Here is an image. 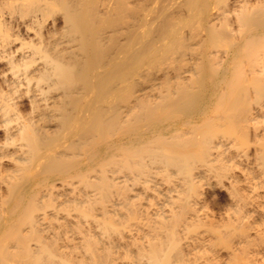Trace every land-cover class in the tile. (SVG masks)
I'll return each instance as SVG.
<instances>
[{
	"label": "bare ground",
	"instance_id": "obj_1",
	"mask_svg": "<svg viewBox=\"0 0 264 264\" xmlns=\"http://www.w3.org/2000/svg\"><path fill=\"white\" fill-rule=\"evenodd\" d=\"M51 1L22 2L24 12ZM59 1L68 7L66 0ZM236 1L223 0L214 13L212 46L206 53L210 81L182 78L134 99L126 87L122 103L109 107L102 105L105 95L79 113L67 105L79 109L84 92H109L110 76L93 87L95 53L88 50L86 60L76 63L62 54L48 58L45 50L31 46L47 57L48 69L39 81L53 80V88L64 89L75 101L64 105L66 114L59 110L63 115L56 139L22 125L35 168L17 167L24 176L14 183L24 189L0 214V264H184L208 236L229 243L232 234L238 248L251 242L253 234L243 225L257 211L264 216L257 206L264 198V0ZM67 13L73 31L88 39L87 32L94 29L88 14ZM2 22L0 17V40H6ZM20 66H14L17 75ZM4 107L12 109L7 101ZM212 180L228 181L234 210L225 229L211 225L203 231V194ZM55 199L70 205L48 207ZM66 223L72 229L59 243L50 235L57 224ZM78 249L81 255L71 257ZM121 251L131 256L122 260Z\"/></svg>",
	"mask_w": 264,
	"mask_h": 264
},
{
	"label": "rangeland",
	"instance_id": "obj_2",
	"mask_svg": "<svg viewBox=\"0 0 264 264\" xmlns=\"http://www.w3.org/2000/svg\"><path fill=\"white\" fill-rule=\"evenodd\" d=\"M15 1L28 3L27 0H0L2 26L6 27L8 37H11L0 40V44L3 43L0 48V214L9 209L12 196L24 189V185L16 188L14 183L17 176H24L23 173L17 174V167L23 164L35 168L34 164L29 163L30 153L22 139V125L28 123L56 139L62 113H67L62 111L63 107L67 101L72 104L74 100L64 89L53 88V80L39 81L41 74L48 69L47 57L44 58L42 52L34 53L31 46L45 50L48 58L65 55L64 58L69 61H73L74 57L76 63L80 62L79 59L85 61L91 52L95 53L98 70L92 81L93 87H99L102 78L110 76L112 78L106 87L109 92L106 94V89L100 88L96 93L84 92L83 99L80 97L79 109H73L75 103L67 105L71 113L75 109L79 113L82 109H91L95 98L105 95L106 100L102 105L109 107L122 103L119 99L126 87L132 89L134 95L131 99H134L155 89L161 90L169 82H178L182 78L196 81L205 77L207 82L210 81L206 53L212 46L210 29L215 24L214 13L223 0H66L68 7L60 5L59 0H52L54 4L48 0L51 3L45 4L44 9L40 7V10L34 9L36 12L32 10L29 14L24 12L25 3L17 5ZM36 1L46 3V0ZM228 1L230 4L237 2ZM10 4H16V7ZM67 8L88 14L87 18L94 28V32H87L91 39L88 37L84 41L81 31H73ZM36 13L39 14L36 16ZM93 44L97 47L94 48ZM12 65H21L22 74L17 75ZM113 74L117 76L114 78ZM6 101L11 104L10 112L5 110ZM48 148L42 149V154ZM236 167V173L242 177L241 167ZM212 181L213 185H205L203 194L207 211L201 223L203 231L211 225L225 229L231 210H234L228 193V181L226 185ZM263 201V197L258 199L260 210L264 209ZM53 204L48 207L65 209L70 205L68 201L56 199ZM253 216L243 225L244 230L253 234L249 239L251 242H243L238 248L232 234L227 237L229 243L208 236V242L192 249L184 264H264V216L258 211ZM68 224L64 227L57 224L53 228L56 233L49 235L57 242H63L66 229H72ZM80 255L78 249L70 256ZM120 255L125 260L131 256L126 251H121Z\"/></svg>",
	"mask_w": 264,
	"mask_h": 264
}]
</instances>
